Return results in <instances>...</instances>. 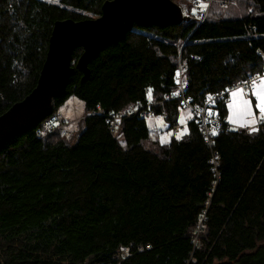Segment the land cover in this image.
<instances>
[{
	"label": "trees",
	"instance_id": "16d2710c",
	"mask_svg": "<svg viewBox=\"0 0 264 264\" xmlns=\"http://www.w3.org/2000/svg\"><path fill=\"white\" fill-rule=\"evenodd\" d=\"M108 1L0 0V115L37 87L56 24L100 17ZM245 1L239 18L211 17V5L200 24L134 23L88 63L87 76L78 66L84 48L73 51L52 115L0 152V264H264V123L225 128L210 145L192 118L184 136L157 150L145 145L140 114L121 120L126 146L108 123L151 94L163 101L156 112L178 123L181 102L162 98L177 87L181 57L193 106L260 73L264 0ZM234 91L214 106L224 118ZM72 96L89 113L74 144L63 127L45 128Z\"/></svg>",
	"mask_w": 264,
	"mask_h": 264
},
{
	"label": "water",
	"instance_id": "95a60500",
	"mask_svg": "<svg viewBox=\"0 0 264 264\" xmlns=\"http://www.w3.org/2000/svg\"><path fill=\"white\" fill-rule=\"evenodd\" d=\"M190 18L173 0H110L100 17L59 21L37 87L0 115V152L11 139L52 115L53 100L64 92L73 72L71 61L76 48H84L78 66L87 76L88 63L105 45L124 37L134 23L167 25Z\"/></svg>",
	"mask_w": 264,
	"mask_h": 264
},
{
	"label": "rangeland",
	"instance_id": "374dc122",
	"mask_svg": "<svg viewBox=\"0 0 264 264\" xmlns=\"http://www.w3.org/2000/svg\"><path fill=\"white\" fill-rule=\"evenodd\" d=\"M46 1H49L55 4H61V0H46ZM222 1L226 2L225 5L222 4ZM173 2H175L176 4H179L181 7L185 5H188V7L191 6L190 14L192 15V18L196 16L198 17L202 16V15H199V10L196 8V5H199L202 10H205L206 7L213 5L214 6L213 10L216 13L215 15L212 14L211 17H218V15L221 14L222 17H227V18L242 17L246 13L247 8H248V3L245 0H213L211 1V3H209V0H198L197 3L190 2L189 0H173ZM208 11L209 9H207V14H208ZM204 19L205 18H201L199 21L204 20ZM180 49H181V46H180ZM180 60H181L180 62L185 61V59L182 57ZM261 83H264V77L261 79L260 82L256 84V86H259ZM186 85H187V82L185 79V73H183L182 81H179V83L176 85L177 87L174 93H179L180 91L185 92ZM241 89L243 88H238L234 92H239L241 91ZM217 92H220V91H217ZM243 93H244V90H242L241 95L236 96V97H234L232 94L231 100L229 101L230 113L228 115V124L233 129L244 128V129L251 130L252 127H259L260 125H262L261 122L264 119H261L260 112L259 111L257 112V109H258L257 105L259 103L257 98L253 94L252 96H249V92H247L248 95L243 94ZM242 100H248L251 102L250 107L252 108V111L255 113L254 117H247L246 114L243 112V110L238 106L239 102ZM254 100L256 102H254ZM179 101L182 104V108L180 110L179 122L174 124L172 127L169 124V122H167L168 115H166L167 112L165 111L161 113H157L156 109H154L155 115L146 118L148 121L149 128H150V137L148 140L145 141V145L148 148L157 150L159 146L167 143L172 137L175 136L177 138H181L187 132V123L188 121H190V119L194 117V114L191 108L186 106L182 100H179ZM149 103L153 106H156L159 104H163V101L154 99L151 94ZM132 105L124 109V111H122L121 114L122 115L125 114V112ZM88 114L89 113L86 110L84 102L78 99L77 97L72 96L69 99H67L63 103V105H61L56 110V113L52 117V119H56L60 117V119L63 122H66L65 126L62 128L61 136L70 144H74L78 138L79 133L81 132L83 128L84 117H86ZM121 120L119 121V125L115 132V135L119 138L122 145L126 146L122 134L119 133ZM245 125H249V127H246ZM125 253H127L125 250L119 251L117 253L116 258L123 257Z\"/></svg>",
	"mask_w": 264,
	"mask_h": 264
},
{
	"label": "built area",
	"instance_id": "2783aa9c",
	"mask_svg": "<svg viewBox=\"0 0 264 264\" xmlns=\"http://www.w3.org/2000/svg\"><path fill=\"white\" fill-rule=\"evenodd\" d=\"M190 2L197 3L198 0H189ZM212 1V0H211ZM209 0V3H211ZM196 8L199 10V15H203L202 18L205 17L206 11L201 12V7L199 5H196ZM183 13L185 15H191V11L189 10L188 5H185L182 7ZM202 22L199 21L198 24ZM188 69L187 63L180 62L179 66V75H178V81H182V74L185 73ZM264 77V65L262 68V71L260 73H256L253 75L250 79H247L243 82H240L238 84H235L231 89H228L227 91H220V92H215L214 94L210 95L209 97L206 98L205 103L203 106H193L191 103V100L188 99L185 96L184 91H180L179 93H174V94H167L165 96L166 100H182L184 104L190 108L193 109V114L194 117L196 118L197 122L200 124L201 130L204 133L206 142L210 145H212V140L213 137L223 131L225 128L228 130L231 129V127L228 124V118H224L220 115L216 109H214V106L221 101L226 95V93L236 90L238 88H246V89H252L254 88V84L256 85L258 82L261 81V79ZM240 86V87H239ZM100 112H102L101 109H99ZM140 114L141 116L147 118L150 116L155 115V110L153 108V105L150 103H143V102H137L134 103L126 112L125 114H121V112L116 113V114H111L110 118L108 120V123L110 124V129L111 131L115 134L117 127L119 125V121L123 118L124 115H130V114ZM66 122H63L60 117L52 120H48L45 124V128L47 130L53 131L57 127H64ZM262 124L264 123V120L261 122ZM183 128V127H182ZM181 128V129H182ZM43 131L39 130L38 135H42ZM215 167L218 165V160L216 159V156L213 158L212 162ZM126 253L123 255L125 256Z\"/></svg>",
	"mask_w": 264,
	"mask_h": 264
},
{
	"label": "snow or ice",
	"instance_id": "6c2138e0",
	"mask_svg": "<svg viewBox=\"0 0 264 264\" xmlns=\"http://www.w3.org/2000/svg\"><path fill=\"white\" fill-rule=\"evenodd\" d=\"M242 94V90L239 92H234L233 96H239ZM257 100L259 101L257 107L259 109V112L261 114V119H264V83H261L259 86H256L254 84V91L252 93ZM251 102L248 100H242L239 102L238 106L243 110V112L246 114L247 117H254L255 113L252 111V108L250 107ZM246 127H249V125H245ZM252 131H257L255 127H252Z\"/></svg>",
	"mask_w": 264,
	"mask_h": 264
},
{
	"label": "bare ground",
	"instance_id": "6f19581e",
	"mask_svg": "<svg viewBox=\"0 0 264 264\" xmlns=\"http://www.w3.org/2000/svg\"><path fill=\"white\" fill-rule=\"evenodd\" d=\"M213 1V0H212ZM225 1H222V4L223 5H225ZM211 6V5H210ZM210 6L209 7H206V9L205 10H200L201 12H205L206 11V15H207V9H209L210 8ZM189 10L191 11V6L189 7ZM202 15V14H201ZM205 15V16H206ZM203 16V15H202ZM202 16H196V17H194V18H192V15H190V19H188V20H185V21H192V22H195L196 24H198V22H199V20L202 18ZM205 18V17H204ZM203 21V20H202ZM202 23V22H201ZM181 61V60H180ZM179 66H180V62H179ZM178 75H179V68H178V73H177V77H176V83L178 84L179 83V81H178ZM252 77V76H251ZM251 77H249L248 79H250ZM245 80H247V79H244L243 81H245ZM243 81H241V82H243ZM176 84V85H177ZM167 94H174V91L173 92H171V93H167ZM167 94H165L164 96H163V100L165 99V96L167 95ZM185 96H186V94H185ZM187 97V96H186ZM188 98V97H187ZM189 99V98H188ZM160 100V99H159ZM149 101H150V99L146 102V104L147 103H149ZM164 101H170V100H164ZM193 105V104H192ZM155 106H153V108H154ZM191 110L193 111V109L191 108ZM166 115H168V113L166 114ZM231 129H233V128H231Z\"/></svg>",
	"mask_w": 264,
	"mask_h": 264
}]
</instances>
